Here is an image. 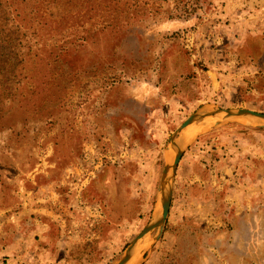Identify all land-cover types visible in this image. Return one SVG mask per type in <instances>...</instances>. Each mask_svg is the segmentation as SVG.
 <instances>
[{
  "label": "rangeland",
  "instance_id": "obj_1",
  "mask_svg": "<svg viewBox=\"0 0 264 264\" xmlns=\"http://www.w3.org/2000/svg\"><path fill=\"white\" fill-rule=\"evenodd\" d=\"M146 1L173 17L168 28L124 35L105 69L83 80L59 73L58 98L32 123L9 127L0 97V133L31 129L16 152L0 151V264H119L162 209L165 153L189 137L192 115L207 104L264 114V0H195L188 13L182 0ZM23 6L19 16H35L33 3ZM65 8L45 14L52 20ZM18 14L7 12L0 25L16 39L7 53L23 59L90 28L44 36L37 17L23 23ZM163 35L166 48L187 54L191 80L157 85L169 70L156 60L162 51H151ZM31 83L13 81L14 105ZM84 125L88 140L76 136ZM196 125L198 139L174 164L166 222L128 264H264V124L209 112Z\"/></svg>",
  "mask_w": 264,
  "mask_h": 264
},
{
  "label": "trees",
  "instance_id": "obj_2",
  "mask_svg": "<svg viewBox=\"0 0 264 264\" xmlns=\"http://www.w3.org/2000/svg\"><path fill=\"white\" fill-rule=\"evenodd\" d=\"M195 0H182L186 13L189 11L191 3ZM34 4L30 13L35 15L23 18L19 16L24 12L25 6ZM23 6V11H18ZM50 5L59 7L67 6V9L52 12L48 19L45 10ZM14 9L22 22L29 23L37 17L38 27L43 31L44 36L48 33L52 36H61L70 28L83 27L90 25L86 33L66 40L62 44L52 49L43 48L40 54H27L28 58L23 59L22 53H7L5 43L16 41L14 34L0 25V97L5 100V106L8 110V121L10 126L27 125L32 123L38 117L39 111L58 98L61 87L60 74L69 76L70 79L78 81L84 79L88 74H97L105 69L109 58L113 56L111 51L113 45L124 35L133 33L147 34L150 30L163 29L168 22L173 19L171 15L150 5L146 0H0V20L5 19L7 12ZM75 14V19L65 18L69 14ZM52 24L55 25L54 29ZM168 28V27H166ZM56 30V31H55ZM162 30L157 32L161 36ZM177 34V33H174ZM172 37V36H171ZM170 37L163 35L157 42L155 51L159 48L162 53L156 58L157 62L168 65V71H161L162 77L159 78L157 85H167L168 80L178 78L181 82H187L194 77L193 73L184 75V69L189 67V59H183L179 51L175 55L174 49L166 48L171 42ZM140 42L147 44L148 41L141 35ZM149 44V43H148ZM174 44V43H173ZM11 47V45H10ZM165 48V49H164ZM182 48V45L181 47ZM157 52V51H156ZM187 56V54H184ZM89 70H92L90 72ZM165 70V67H164ZM81 80V81H82ZM6 81H9L7 84ZM17 81L20 86L22 81L31 83L32 86L26 89V95L21 97L20 102L13 104L17 96L15 90L18 88L12 86ZM25 84V85H26ZM16 85V84H15ZM175 90L173 85L171 91ZM21 92L20 95L22 94ZM13 99V100H12ZM4 128V127H1ZM31 131L28 128H19L0 133V151H8L12 148L17 150L21 148L24 142V135ZM34 131V130H33ZM37 131V130H36ZM12 198V197H11ZM50 235L58 236V231L53 229Z\"/></svg>",
  "mask_w": 264,
  "mask_h": 264
},
{
  "label": "water",
  "instance_id": "obj_3",
  "mask_svg": "<svg viewBox=\"0 0 264 264\" xmlns=\"http://www.w3.org/2000/svg\"><path fill=\"white\" fill-rule=\"evenodd\" d=\"M209 112L216 113L229 120L246 125L258 126L264 124V114L224 110L220 106L215 104H207L201 106L188 121L190 129L189 137L187 138L186 136H183L181 134L180 137H183L185 139L182 140L181 138H179L177 142L171 143L166 150L164 169L161 179V186H163L166 191L161 211L152 218L147 229L141 235H139V237L135 239L125 250L122 259L119 261V264H128L130 262L131 255L137 250L141 240L150 237L155 229L159 227L162 228L164 226L166 219L170 213L173 200L175 181L174 164L176 163V160H179V158L198 139L200 131L197 130V120L203 118ZM85 128H87L88 134L82 132V129ZM76 136L81 140H88L92 137V130L88 125H84L81 128L77 129Z\"/></svg>",
  "mask_w": 264,
  "mask_h": 264
},
{
  "label": "crops",
  "instance_id": "obj_4",
  "mask_svg": "<svg viewBox=\"0 0 264 264\" xmlns=\"http://www.w3.org/2000/svg\"><path fill=\"white\" fill-rule=\"evenodd\" d=\"M33 208H35V209H37V210H41V209H42V206H39V205H36V204H35V205L33 206ZM33 208H32V209H33ZM43 209H44V208H43Z\"/></svg>",
  "mask_w": 264,
  "mask_h": 264
},
{
  "label": "bare ground",
  "instance_id": "obj_5",
  "mask_svg": "<svg viewBox=\"0 0 264 264\" xmlns=\"http://www.w3.org/2000/svg\"><path fill=\"white\" fill-rule=\"evenodd\" d=\"M82 132L85 133V134H88V130H87V128L82 129ZM180 138H181L182 140L185 139V138H183V137H180ZM132 259H133V258H132Z\"/></svg>",
  "mask_w": 264,
  "mask_h": 264
}]
</instances>
